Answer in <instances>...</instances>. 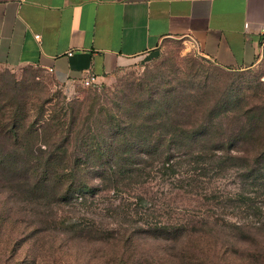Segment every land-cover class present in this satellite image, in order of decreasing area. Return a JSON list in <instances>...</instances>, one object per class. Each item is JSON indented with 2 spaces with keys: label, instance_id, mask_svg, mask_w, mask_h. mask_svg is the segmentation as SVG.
Listing matches in <instances>:
<instances>
[{
  "label": "trees",
  "instance_id": "16d2710c",
  "mask_svg": "<svg viewBox=\"0 0 264 264\" xmlns=\"http://www.w3.org/2000/svg\"><path fill=\"white\" fill-rule=\"evenodd\" d=\"M253 98L256 104L262 96ZM241 99L231 88L190 82L128 100L109 122L92 128H85L79 112L57 115L56 111L35 127L27 105L0 100V189L18 192L14 195L23 204L73 207L129 191L135 193L137 206H146L150 202L143 189L153 173L186 195L206 190L196 194L204 200L211 179H224L227 172L237 170L238 203L252 214L235 221L261 230L264 193L249 197L244 189L254 186L264 192V106L244 110ZM210 142L213 145L208 146ZM133 215L122 211L111 224L92 218L88 225H79V232L73 226L66 233L104 243L128 242L136 236L175 242L217 237L215 231L189 225L175 230L166 225L134 227ZM204 222L207 227L210 219ZM219 222L227 221L215 220L216 225ZM182 251L189 253L186 248Z\"/></svg>",
  "mask_w": 264,
  "mask_h": 264
},
{
  "label": "rangeland",
  "instance_id": "374dc122",
  "mask_svg": "<svg viewBox=\"0 0 264 264\" xmlns=\"http://www.w3.org/2000/svg\"><path fill=\"white\" fill-rule=\"evenodd\" d=\"M190 82L236 90L244 110L264 106V65L244 72L222 70L201 57L188 38L165 41L155 54L89 88L69 90L38 69L0 67V100L27 105L35 127L56 111L57 115L79 112L85 128H92L109 122L128 100ZM254 95L262 96L260 102L254 103ZM227 173L224 179H211L209 196L204 200L196 194L204 195L206 190L196 189L186 195L153 173L143 189L150 202L146 206H137L135 193L129 191L108 193L90 199L85 206L73 207L23 204L21 197L14 195L18 192L0 189V264H264V228L236 223L237 218L247 219L252 212L238 203L239 172ZM244 192L249 197L264 193L254 186L245 187ZM128 210L134 213V227L166 225L175 230L189 225L207 233L215 231L217 237L175 242L136 236L128 242L104 243L66 233L73 226L79 232L92 218L111 224L116 214H129ZM208 218L210 222L204 227ZM223 218L226 223L215 224L216 219ZM185 248L188 254L183 253Z\"/></svg>",
  "mask_w": 264,
  "mask_h": 264
},
{
  "label": "crops",
  "instance_id": "0c3cea01",
  "mask_svg": "<svg viewBox=\"0 0 264 264\" xmlns=\"http://www.w3.org/2000/svg\"><path fill=\"white\" fill-rule=\"evenodd\" d=\"M263 30L264 0H0V67L75 90L188 38L201 57L244 72L264 65Z\"/></svg>",
  "mask_w": 264,
  "mask_h": 264
},
{
  "label": "built area",
  "instance_id": "2783aa9c",
  "mask_svg": "<svg viewBox=\"0 0 264 264\" xmlns=\"http://www.w3.org/2000/svg\"><path fill=\"white\" fill-rule=\"evenodd\" d=\"M262 33L264 34V30L262 31ZM36 38L39 40V36H37ZM262 46L264 48V43H263ZM95 84H96V78L93 77V76H89L83 82V86L86 87V88L92 87Z\"/></svg>",
  "mask_w": 264,
  "mask_h": 264
}]
</instances>
